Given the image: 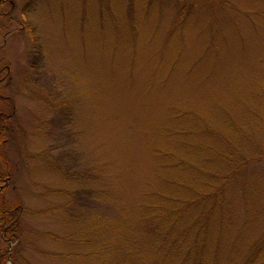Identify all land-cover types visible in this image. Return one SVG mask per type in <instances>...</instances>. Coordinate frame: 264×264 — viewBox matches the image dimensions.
Returning <instances> with one entry per match:
<instances>
[{
    "label": "rangeland",
    "instance_id": "374dc122",
    "mask_svg": "<svg viewBox=\"0 0 264 264\" xmlns=\"http://www.w3.org/2000/svg\"><path fill=\"white\" fill-rule=\"evenodd\" d=\"M10 1L0 11L14 22L0 35V95L14 104L3 196L25 212L7 264L177 260L151 238L175 226L168 198L215 182L214 150L264 145V0H226L175 29L172 0H40L27 15L56 112L29 95L28 0ZM242 174L231 194L246 218L223 216L222 259L264 224V158Z\"/></svg>",
    "mask_w": 264,
    "mask_h": 264
},
{
    "label": "trees",
    "instance_id": "16d2710c",
    "mask_svg": "<svg viewBox=\"0 0 264 264\" xmlns=\"http://www.w3.org/2000/svg\"><path fill=\"white\" fill-rule=\"evenodd\" d=\"M39 2L40 0H28L24 4L21 9L22 22L19 23L21 30L32 43V60L29 64L31 76L28 81L30 84L28 91L31 93L30 96L49 104L50 110L56 112L57 108L61 110L63 106L61 103L57 105L54 103V100L58 102L56 100L58 96L52 87L48 86L46 75L42 70L43 51L36 40L37 30L27 15V11ZM152 2L154 3L155 0H151L148 4L149 7ZM225 2L226 0H172L167 8L168 14L171 13L170 27L175 29L188 21L197 19L198 17L194 19L193 17L202 8L206 14L210 10L213 13L216 11L215 8L223 6ZM4 5L13 8V3L10 0H0V11ZM10 11L8 10L6 13L2 11L0 14V19L6 21L4 24L0 22V35L7 27L5 24L8 23L10 26L14 23ZM4 70L8 73V67L0 64V71ZM0 99L7 104V108L6 106L0 108V163L2 165L0 168V233L2 240L0 264H7L9 257L12 260L13 248L24 244V239L20 238L19 224L25 209L18 201L6 202L3 196L9 185L11 172L2 148L8 140L6 137L7 124L13 115L14 104L9 97L0 95ZM205 150L208 153L212 152L207 148ZM251 150V153L245 152L243 148L232 147L225 151L214 150L216 168L210 175L215 178V182L213 184L204 182L193 193L189 191L190 195L186 194V200H183L180 194L178 197L168 198L169 208L166 211L171 215L175 226L165 231L158 227L153 228L151 229V238L154 240L155 248L165 249L168 256L176 257L177 260L169 259L170 264H264V224L249 235L246 244L237 253H231L232 259L228 256L225 259L221 258L224 249L222 243L227 229L223 216L232 219L236 224H240L246 218V212L244 214L243 210L238 212L235 210L232 201L234 194L231 193L237 192L240 177L244 175L242 173L245 169L264 158V145L254 146ZM159 154L160 152L156 151V155ZM158 209L160 218L164 215L165 210L160 207ZM211 241H213V245ZM18 257L19 255L16 254V259ZM124 258H115L105 264H130Z\"/></svg>",
    "mask_w": 264,
    "mask_h": 264
}]
</instances>
